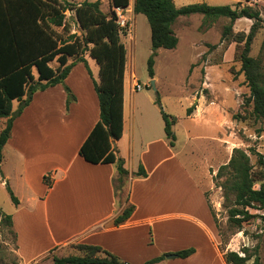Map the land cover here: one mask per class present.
Returning <instances> with one entry per match:
<instances>
[{"label":"crops","instance_id":"crops-1","mask_svg":"<svg viewBox=\"0 0 264 264\" xmlns=\"http://www.w3.org/2000/svg\"><path fill=\"white\" fill-rule=\"evenodd\" d=\"M133 3L134 0H129L126 8L131 9L132 14ZM83 66V63L73 66L64 85L33 95L30 104L14 120L11 136L3 147L0 168L6 161V153L11 152L24 168L30 191L11 215L19 264H53V256L78 255L72 247L77 244L99 246L128 264H144L176 252L174 243L149 244V237L153 242L161 232V225L174 221L193 224L200 238L206 240L209 251H215L225 264L218 249V231L202 189L179 166L176 155L165 145L164 121L154 96L140 94L142 90L137 92L131 76L129 84L126 83V72L123 133L115 142L117 155L128 172L120 193L115 194L114 189L120 177L115 164L93 165L79 156L80 146L99 119L98 99L88 72L79 75L75 72ZM64 86L75 97L68 106ZM215 106L200 103L187 118L214 121L222 127L226 117ZM172 163L178 167L175 169ZM139 165L147 173L145 178L132 176ZM176 170L183 173L180 176L186 185L174 181ZM43 176L49 177L50 188L41 184ZM38 180L41 188L37 190ZM129 204L134 206L131 217L124 224L114 226L115 217ZM191 239L178 251L192 247L195 253L183 260L202 255L198 240ZM157 264H163V260Z\"/></svg>","mask_w":264,"mask_h":264},{"label":"trees","instance_id":"trees-1","mask_svg":"<svg viewBox=\"0 0 264 264\" xmlns=\"http://www.w3.org/2000/svg\"><path fill=\"white\" fill-rule=\"evenodd\" d=\"M109 12L100 8V1L72 3L64 0H0V164L3 161V147L11 136L14 120L30 104L33 95L56 85H64L72 67L83 63L88 74L86 57L98 66V80L92 79L93 88L99 105V119L78 150L79 156L93 165L115 164L119 178L115 185V194L123 187V178L128 172L123 167V160L117 155L115 142L123 133V81L126 65V50L121 41L129 32L121 29L114 14V8L126 9L129 0H109ZM66 12L72 13L81 34L71 33L66 20ZM133 13L143 15L150 29L151 54L147 60V73L154 77V61L159 49L173 50L178 44L172 25L177 18L199 14L203 16L202 27L209 26L219 18H228L229 24L222 28L220 42L242 44L236 58L240 62V72L249 89L245 103L251 108L249 116L256 122H264V81L261 61L249 55L252 41L259 29L263 28L262 18L257 9L250 6L234 8L211 6L195 3L176 7L173 0H134ZM241 18L252 21L248 34L233 33V23ZM216 48V46H209ZM264 52V35L261 42ZM203 59V58H202ZM52 63L56 66H52ZM36 75H34V72ZM67 93V106L75 101L70 90ZM18 102L13 111L12 103ZM155 104L159 107L164 121V133L169 147H174L176 137L173 126L177 118L165 113L159 97ZM194 106L186 109V117L192 115ZM233 120H240L238 114ZM256 166L250 163L248 154L241 149H233L227 164L218 168L215 174L217 187L227 209V222L232 228L241 231L243 224L259 219L264 227V157L254 152ZM135 178H145L147 173L142 165L138 166ZM220 181V182H219ZM43 182L50 188L48 176ZM10 199L19 204L9 185L5 186ZM208 204V202H207ZM210 213L218 231L221 243L218 247L225 264H262L256 251L242 248L238 252L225 250L228 243L209 206ZM134 206L127 205L113 220L114 226L124 224L133 214ZM259 212V213H254ZM0 224L12 229L11 215L0 210ZM14 234V232H13ZM245 234V233H244ZM15 237V234H14ZM78 255L52 257L53 264H128L116 255L99 246L73 245ZM195 253L190 247L172 253L163 254L146 261L144 264H157L166 255L177 259H187Z\"/></svg>","mask_w":264,"mask_h":264},{"label":"rangeland","instance_id":"rangeland-1","mask_svg":"<svg viewBox=\"0 0 264 264\" xmlns=\"http://www.w3.org/2000/svg\"><path fill=\"white\" fill-rule=\"evenodd\" d=\"M99 1L101 10L108 13L110 1ZM173 2L176 7L206 3L211 6L228 5L232 8L239 2L241 7L250 6L257 9L263 20V28L255 34L249 55L260 59L264 81V52L260 51L264 35V0H173ZM72 3L78 2L72 1ZM131 12L130 9L124 13L129 18L131 30L126 36L121 37L126 50V83L129 84L131 73H133L135 81L142 87L140 94L149 93L154 98L158 96L163 111L177 118L173 126V133L176 137L174 147L168 146L166 137H164V143L167 144L169 151L176 155L179 166L181 165L185 173L202 189L205 199L228 241L224 245L225 250L238 252L242 256L240 251L245 247L251 252L256 251L261 263L264 264V227L262 223L259 219H254L248 224H243L240 232L230 227L227 222V209L222 191L217 187L214 179L218 168L228 163L233 149L244 150L250 158V163L255 165V169L259 168L256 166L254 152L264 157V122H256L249 116L251 108L245 103L249 96V89L240 72L241 64L236 58L237 52L243 45L220 42L222 28L229 24L228 18H219L208 29H204L202 15L180 17L173 25L174 34L178 38L176 48L157 51L153 66L156 79L154 90L152 81L155 79H151L147 73V60L151 54L149 25L143 15L135 16ZM66 20L71 27V33L80 35L81 32L72 13L66 12ZM251 24L252 21L249 19H238L233 23L232 31L233 33L248 34ZM209 46H216V48L212 49ZM86 61L92 75L90 77L88 74L91 82L92 79L97 80V64L89 57H86ZM52 66L55 67L56 64L52 63ZM83 67L76 69V75L87 71ZM33 72L36 75V72ZM205 77H207V81ZM199 100L202 105L214 104L215 108L220 109L223 117H226L222 127L217 126L214 121H196L186 117V109L190 106H194V108L199 106ZM12 108L15 111L18 108V102H13ZM233 114H238L241 119L233 120ZM3 126L4 120H0V128ZM5 158L6 161L0 168V210L7 215H12L17 205L10 199L5 188L6 184L9 185L18 201L25 199L30 191L25 181L24 168L17 157L13 156L11 152H7ZM171 165L175 169L178 167L176 163ZM174 172L177 175L174 181L180 185H186L185 180L183 181V177L180 176H183V173L178 170ZM262 172L264 173V169ZM160 179L164 181V177ZM42 183L46 185L43 179ZM40 188L39 184L37 190ZM121 195L125 196L123 192ZM159 229L161 232H158V236L153 242V238L149 237V244L164 246L174 243L176 245L173 251H178L190 243L188 241H192L191 237H195L203 249L202 255L196 259L165 258L163 264H222L216 252L209 251L206 240L200 238L193 224L174 221L161 225ZM219 241L220 245V237ZM151 251L153 252V249ZM251 263L252 260L247 262V264ZM0 264H19L13 231L2 224H0Z\"/></svg>","mask_w":264,"mask_h":264},{"label":"built area","instance_id":"built-area-1","mask_svg":"<svg viewBox=\"0 0 264 264\" xmlns=\"http://www.w3.org/2000/svg\"><path fill=\"white\" fill-rule=\"evenodd\" d=\"M113 11H114V14L116 16V22H117L118 26L121 29L127 28L129 30V32H130V30H131V23L129 22V18L124 14L125 12H127V9L114 8ZM134 78H135L134 77V74L131 73V80H134V88L138 92V91L142 90V87L140 86V84L138 82L135 81Z\"/></svg>","mask_w":264,"mask_h":264},{"label":"water","instance_id":"water-1","mask_svg":"<svg viewBox=\"0 0 264 264\" xmlns=\"http://www.w3.org/2000/svg\"><path fill=\"white\" fill-rule=\"evenodd\" d=\"M152 86H153V88H154V90H155V84H154V81H152ZM165 258H166V259H172V258H175V257H174L173 255H166Z\"/></svg>","mask_w":264,"mask_h":264}]
</instances>
